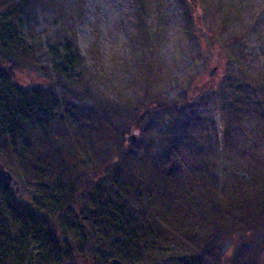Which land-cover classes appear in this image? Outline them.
Returning a JSON list of instances; mask_svg holds the SVG:
<instances>
[{
  "label": "trees",
  "instance_id": "obj_1",
  "mask_svg": "<svg viewBox=\"0 0 264 264\" xmlns=\"http://www.w3.org/2000/svg\"><path fill=\"white\" fill-rule=\"evenodd\" d=\"M203 1L187 0V11ZM27 2L0 0V167L18 186L16 193L0 168V264H225L226 243L239 246L263 231L257 171L220 194L207 164L183 178L174 151L149 157L138 143H125L131 124L146 133L148 110L118 128L75 105L83 57L69 39L37 49L24 33ZM225 27L222 20L218 30ZM248 30L220 41L233 66ZM15 72L38 73L40 81L21 87ZM149 89L148 104L170 124L186 99H154ZM223 140L228 146L227 126Z\"/></svg>",
  "mask_w": 264,
  "mask_h": 264
},
{
  "label": "rangeland",
  "instance_id": "obj_2",
  "mask_svg": "<svg viewBox=\"0 0 264 264\" xmlns=\"http://www.w3.org/2000/svg\"><path fill=\"white\" fill-rule=\"evenodd\" d=\"M186 2L28 0L24 33L41 51L68 39L75 44L84 64L75 105L104 114L118 128L148 110L146 133L131 124L124 138H137L125 143H138L149 157L174 151L183 178L207 164L211 185L229 195L237 182L254 178V170L264 176V0H204L192 14ZM247 27L233 66L220 41ZM217 30L219 42H212ZM36 74L15 72L13 78L29 88L40 81ZM147 87L154 99H186L170 124L148 104ZM140 101L143 106L135 107ZM261 236L264 229L239 246L226 243L225 264H259Z\"/></svg>",
  "mask_w": 264,
  "mask_h": 264
},
{
  "label": "water",
  "instance_id": "obj_3",
  "mask_svg": "<svg viewBox=\"0 0 264 264\" xmlns=\"http://www.w3.org/2000/svg\"><path fill=\"white\" fill-rule=\"evenodd\" d=\"M136 138H137V136L135 134H130L129 136H127V143L135 141ZM0 168H1L4 176L6 177L7 181L11 182L15 185V191H16V193H18V186H17L16 181L11 177V175L2 166Z\"/></svg>",
  "mask_w": 264,
  "mask_h": 264
}]
</instances>
